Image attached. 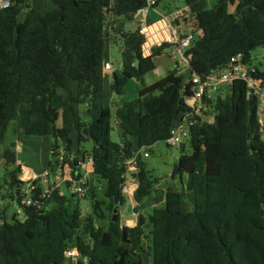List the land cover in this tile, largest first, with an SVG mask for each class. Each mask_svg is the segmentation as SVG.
Returning a JSON list of instances; mask_svg holds the SVG:
<instances>
[{
  "label": "trees",
  "instance_id": "obj_1",
  "mask_svg": "<svg viewBox=\"0 0 264 264\" xmlns=\"http://www.w3.org/2000/svg\"><path fill=\"white\" fill-rule=\"evenodd\" d=\"M182 1L197 20L189 73L174 69L150 85L143 79L155 69L154 57L163 47L145 58L139 30L125 29L146 0H52L54 7L46 13L30 0H14L0 10V146L16 121L25 135L55 139V163L47 169L55 173L67 163L71 178L66 184L84 177L79 159L89 157L90 171L106 180L105 199L95 196L93 212L85 214L72 207L60 187L40 177L22 181L21 166L12 168L17 154L6 148L0 195L5 191L3 198L20 212L10 219L7 205L0 203V264H61L70 247L79 251L77 264H145L146 252L152 264H264V126L258 99L248 95L243 80L212 102L214 123L191 128L190 139L180 145V169L172 174L175 179L186 173L185 182L168 189L164 204L147 214L139 212L140 205L157 190L158 179L140 161L132 174L139 183L137 223H121L127 162L140 147L167 142L187 111L189 75L226 67L238 53L253 64V52L264 47V0H238L234 11L230 6L236 0L213 6L209 0ZM110 26L116 34L109 31L105 37ZM110 37L122 41V73L114 74L111 87L121 98L115 112L120 142L112 139V109L105 102ZM256 67L264 78V69ZM132 78L142 81V88L137 98L124 101ZM88 141L91 151L84 149ZM62 145L74 149L73 160L60 157ZM29 197L38 202L23 203ZM21 213L24 220L18 218ZM97 218L108 224L98 225Z\"/></svg>",
  "mask_w": 264,
  "mask_h": 264
},
{
  "label": "built area",
  "instance_id": "obj_2",
  "mask_svg": "<svg viewBox=\"0 0 264 264\" xmlns=\"http://www.w3.org/2000/svg\"><path fill=\"white\" fill-rule=\"evenodd\" d=\"M161 0H146V4L141 7L137 13L146 14L149 9H153L156 18L143 23L139 28L142 37L141 54L143 57H150L154 54L155 49L168 47L172 51V55L178 57L184 67L179 70L180 73L189 70L192 55L189 49L196 37L197 20L189 6L183 4L176 6L172 10H164L159 8ZM14 0H0V10L9 8L13 5ZM113 68V64L107 62L104 64V71ZM243 80L247 83L248 95H254L259 102V121L264 126V78L257 75V67L244 60V55L238 53L231 58L226 67L213 70L207 75H200L192 72L188 79L190 85L189 93L185 94L184 102L187 111L182 115L180 121L172 128L167 143L171 146H180L183 142L190 139L191 128L199 122L214 123L215 112L213 111L212 102L223 95V90L234 82ZM187 86L183 88L186 89ZM150 156V146L140 147L136 150L134 156L127 162V177L132 178V174L139 169V163L144 157ZM74 155H70L73 160ZM93 162L92 157L87 161ZM83 164L85 162L83 161ZM50 170L45 169L40 174H22V181H33L42 178L44 184L50 183ZM127 180V182H128ZM28 191L32 190L33 184L30 185ZM127 190V183L124 191ZM46 190L45 192H47ZM74 194L83 196L86 189L80 180L73 189ZM42 194L41 197H44ZM38 201H34L31 197L25 199L23 203L34 205ZM79 251L76 247H70L65 252V260L61 264H77Z\"/></svg>",
  "mask_w": 264,
  "mask_h": 264
},
{
  "label": "rangeland",
  "instance_id": "obj_3",
  "mask_svg": "<svg viewBox=\"0 0 264 264\" xmlns=\"http://www.w3.org/2000/svg\"><path fill=\"white\" fill-rule=\"evenodd\" d=\"M41 6L43 8H47L49 5L52 6V0H42ZM31 3H34V0H30ZM219 0H209V6H213L217 4ZM238 0H236V3L230 6V9L234 11L236 9ZM183 1L182 0H162V7H176V6H182ZM51 7H48L49 9ZM109 48L112 49V59H113V66L116 69H121L120 63L122 61V41H112L109 42ZM177 59V58H176ZM178 60V59H177ZM179 64L180 61L178 60ZM252 63L255 66H258L261 70L264 69V47H259L253 52V58ZM184 67V65H183ZM184 70V69H183ZM186 73H189L188 70L184 71ZM154 77L151 76L150 79ZM190 77V75H189ZM188 77V79H189ZM136 83L138 82L136 80H130L127 85L125 86V93L122 96V99L124 96L130 93H132L133 88L135 87ZM141 85V84H140ZM142 88V86H141ZM225 90V89H224ZM223 90V95H225L226 91ZM135 94L137 92L135 91ZM134 96V95H133ZM121 98L116 97L114 104L111 105L112 109V122L114 125V129L111 132L112 139L115 142H120L121 137L119 136V131L117 126L115 125V112L117 109V100H120ZM19 126L17 125L16 121H13L10 123L8 130L6 132V140L4 142L5 145L12 144L13 142H16V135L18 131ZM22 132V130L20 129ZM20 136L24 137L27 141L26 146L24 148V151L20 154L21 158H24L26 160V163L30 166H33V169L35 171L41 172L43 168L49 169V163L52 162L55 163V158L52 155L51 152V146L52 143L55 142V139L53 137L49 136H28L25 134H20ZM264 136V133H263ZM77 144L76 142L74 145ZM84 149L91 151L93 148V142L88 141L84 145ZM74 149L67 150L65 146L62 145V147L59 150L60 157L68 158L70 159V155L74 154ZM181 154L180 146H171L165 141H159L155 143L151 149H150V156L144 157V160L147 165V169L152 172V174L158 179V185L157 188L160 190H164L171 187L172 185H176L178 187H181V180L185 182L187 175L186 173H183L182 177L178 176L177 178H173V170L175 165L178 163L179 156ZM19 155V153H18ZM67 166L68 164L65 163ZM69 166V165H68ZM5 168H0V182L2 181V178L4 176ZM58 172V171H57ZM58 174V173H56ZM53 177L55 174L52 175ZM52 177V178H53ZM80 182L82 183L83 187L86 189V193L83 196H74L73 189L76 187V181L71 182L70 184H66L64 182L61 185V190H63L64 193H66L67 197L71 200L72 207H76L77 205L80 206L81 210L85 214H90L93 212L92 205L95 202V196L98 200L105 199L104 196V187L106 184V180L103 178L98 177L91 171L84 176ZM4 194L5 191H2ZM0 195V203L7 205V215L11 219L13 214L19 210V206L15 203L10 201L8 198H3V195ZM133 201L129 195H127L126 203L122 205L119 209L120 212L124 211L128 215H133L134 208H133ZM154 204L158 207L162 206L164 204V201H160L157 197V192L153 191L150 195L145 197L142 201V205L145 207V212L150 213L153 211ZM104 209V205H102ZM105 207L107 210H105V214L109 215L108 205L106 204ZM18 218L20 220H24V215L18 214ZM123 221L124 220V217ZM96 223L98 225H107L108 220L106 219H96ZM187 220V218L185 219ZM143 261L145 264H152V258L150 257L149 253L146 252L142 255Z\"/></svg>",
  "mask_w": 264,
  "mask_h": 264
},
{
  "label": "crops",
  "instance_id": "obj_4",
  "mask_svg": "<svg viewBox=\"0 0 264 264\" xmlns=\"http://www.w3.org/2000/svg\"><path fill=\"white\" fill-rule=\"evenodd\" d=\"M43 1L42 0H34V7L40 11H42L43 13H46L48 10L52 9L54 7V4L52 2V6H48V7H51L49 9L47 8H43L41 6V3ZM159 8L160 9H164V10H169L170 8H174V7H162V0L160 1V4H159ZM156 13L153 9H149L148 12L146 14H141V13H136L133 17L132 20L130 21H127L126 22V25H125V29L127 31H137L139 30L140 26L143 24V23H146V22H149L153 19L156 18ZM112 27V26H110ZM112 34H116V32H111ZM110 43L112 42V38L110 37ZM180 61V64L178 62V60ZM154 60H155V63H156V67L153 71L149 72L143 79V83L146 84V85H150L152 83H154L155 81L163 78L164 76H166L170 71L174 70V69H182L183 70V63L181 62V60L178 58V57H175L174 55H172V51L168 48V47H163L160 54H157L155 57H154ZM107 62H110L113 64V59H112V49L109 48V45L107 47V50H106V63ZM120 67L121 69H116L114 66L112 69L108 70V71H104V73L106 74V80H105V94H106V97H105V102L107 103L108 106L111 107L112 104H114L113 102H115V98L117 97L111 90V87H112V83H113V75L115 73L117 74H121L122 73V61L120 63ZM151 79L150 77L153 76ZM130 80H136L138 82V84L136 83L135 87L133 88V92L128 94L126 93V95L124 96V98L122 100L124 101H130V100H133L135 98L138 97L139 95V92L141 90V86H142V81H139L138 79L136 78H132ZM129 80V81H130ZM141 84V85H140ZM135 91L137 92V94H135ZM134 95V96H133ZM120 103V100H117V106L119 105ZM18 125V124H17ZM58 125H61V122L58 123ZM118 127V131H119V134H120V130H119V126ZM20 134H24L20 131V129H18L17 131V135H16V142H13L12 144H8V145H1L0 146V168L1 167H4L5 168V158H4V151L6 148L10 147L11 149H13L16 154H17V162L16 164L12 167H16L17 165H20L21 168H22V174H25V173H28V174H40L41 172H43V170L47 169V168H43V170L41 172L39 171H35L33 169V166H30L26 163V160L24 158H21L20 157V154L24 151V148L26 146V139L22 136H20ZM121 138H122V135H119ZM73 137L75 138L76 137V133H74ZM264 138V136H263ZM52 152V151H51ZM19 153V155H18ZM76 152H74L73 155H75ZM75 157V156H74ZM80 162L82 161V164H80L81 168H82V171L84 173V176H86V174L88 172H90V166H91V163L87 162V159H79ZM83 161H85V164H83ZM58 173V174H56ZM71 169L70 167L67 165H65L63 167V169H60L58 172H50V183L52 185H56L57 187H60L61 188V185L66 182L67 180H69L71 178ZM55 174V176L53 177L52 175ZM53 177V178H52ZM78 183V182H76ZM139 186V183L133 179V178H130L127 182V190H126V195H129L133 201V208H135L137 206V202L135 201L134 199V193L136 191V189L138 188ZM170 188H173V189H177L179 188L178 186L176 185H172L171 187L165 189L164 190H160L157 188L156 192H157V197L160 201H165V197H166V191ZM62 189V188H61ZM61 192L63 193V190H61ZM154 206H156V204H154ZM158 206V205H157ZM145 207L141 204L140 205V209H139V212L141 213H144V214H147L145 212ZM18 212H20V210H18ZM120 215H121V223L123 225H127V226H134L136 225L137 223V219H138V212H136L134 210L133 212V215H128L127 213H125L124 211L120 212ZM124 217V220L123 221V218Z\"/></svg>",
  "mask_w": 264,
  "mask_h": 264
},
{
  "label": "water",
  "instance_id": "obj_5",
  "mask_svg": "<svg viewBox=\"0 0 264 264\" xmlns=\"http://www.w3.org/2000/svg\"><path fill=\"white\" fill-rule=\"evenodd\" d=\"M111 16H112V15H110V17H109V19H108V22H110V20H111ZM109 31H111V32H115L114 29H113L112 27H108V28H106V29L104 30V36H105V37L108 35ZM113 78H115V75H113ZM118 126H120V125H118ZM179 169H180V165H179V162H178V163L175 165V167H174L173 173H177V172L179 171ZM116 212H117V209L114 210V216L116 215ZM116 219H117V217L115 216V217H114V220H116Z\"/></svg>",
  "mask_w": 264,
  "mask_h": 264
}]
</instances>
